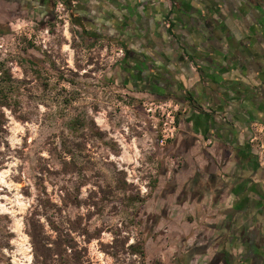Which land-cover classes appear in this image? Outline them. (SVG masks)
<instances>
[{"label": "rangeland", "instance_id": "rangeland-1", "mask_svg": "<svg viewBox=\"0 0 264 264\" xmlns=\"http://www.w3.org/2000/svg\"><path fill=\"white\" fill-rule=\"evenodd\" d=\"M17 1L0 0V264H167L161 148L147 98L111 81L121 47L79 33L62 0L46 22Z\"/></svg>", "mask_w": 264, "mask_h": 264}, {"label": "crops", "instance_id": "crops-1", "mask_svg": "<svg viewBox=\"0 0 264 264\" xmlns=\"http://www.w3.org/2000/svg\"><path fill=\"white\" fill-rule=\"evenodd\" d=\"M51 1L18 0L17 17L49 20ZM62 1L79 33L125 50L113 83L187 107L159 152L166 263L264 264V170L251 143L264 126V0Z\"/></svg>", "mask_w": 264, "mask_h": 264}, {"label": "built area", "instance_id": "built-area-1", "mask_svg": "<svg viewBox=\"0 0 264 264\" xmlns=\"http://www.w3.org/2000/svg\"><path fill=\"white\" fill-rule=\"evenodd\" d=\"M58 11L65 12V15L67 14V10L63 3L58 5ZM165 26L167 29H172L169 20L165 23ZM125 55V50L123 48L119 49L118 57L124 58ZM186 60L190 63V67L193 71L198 70L196 63L191 61L189 57L186 56ZM143 107L157 136L158 146L160 148H165L169 142L176 138L178 133V118L182 113L187 111V107L174 99H146L143 101ZM252 130L253 138L251 143L257 154L259 165L261 169L264 170V126L255 123L252 126ZM211 144V139L205 141L206 146Z\"/></svg>", "mask_w": 264, "mask_h": 264}, {"label": "trees", "instance_id": "trees-1", "mask_svg": "<svg viewBox=\"0 0 264 264\" xmlns=\"http://www.w3.org/2000/svg\"><path fill=\"white\" fill-rule=\"evenodd\" d=\"M141 202L144 203L145 201L142 200ZM71 230L73 232H77L78 230H80V225L75 226V224L72 223ZM30 236H31V239L33 240L34 245H36L40 240H42L41 234H39L38 232L32 233ZM133 248L136 250L135 251L136 254H139L142 258L146 257L145 241L141 240ZM80 260L81 258L77 254H73V256L67 255L62 260L61 264H80Z\"/></svg>", "mask_w": 264, "mask_h": 264}, {"label": "flooded vegetation", "instance_id": "flooded-vegetation-1", "mask_svg": "<svg viewBox=\"0 0 264 264\" xmlns=\"http://www.w3.org/2000/svg\"><path fill=\"white\" fill-rule=\"evenodd\" d=\"M48 1V0H47ZM61 1V0H60ZM57 1H55V3H56ZM51 3H52V1H51ZM52 5H53V3H52ZM51 5V6H52ZM28 9V8H27ZM51 9H52V7H51ZM51 15H52V13H51ZM51 17V16H50ZM44 20V19H43ZM51 20V19H50ZM45 22H46V20H45ZM45 33H50V31L49 30H46L45 31ZM93 39H96V38H93ZM108 40H110V39H108ZM103 49H105V48H103Z\"/></svg>", "mask_w": 264, "mask_h": 264}]
</instances>
